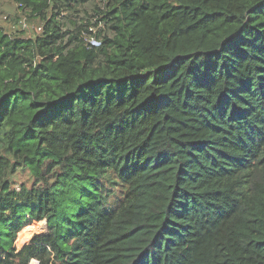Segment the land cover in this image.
Wrapping results in <instances>:
<instances>
[{
  "label": "trees",
  "instance_id": "obj_1",
  "mask_svg": "<svg viewBox=\"0 0 264 264\" xmlns=\"http://www.w3.org/2000/svg\"><path fill=\"white\" fill-rule=\"evenodd\" d=\"M2 1L0 264H264V0Z\"/></svg>",
  "mask_w": 264,
  "mask_h": 264
},
{
  "label": "rangeland",
  "instance_id": "obj_2",
  "mask_svg": "<svg viewBox=\"0 0 264 264\" xmlns=\"http://www.w3.org/2000/svg\"><path fill=\"white\" fill-rule=\"evenodd\" d=\"M87 11L88 13H90L91 6L89 5L87 6ZM81 16L82 15H80V17ZM0 26L5 27L6 30L8 31L9 30L13 32L16 30L22 31L24 37H34L38 35L41 31V24L39 23L38 20L31 21L27 19L26 15L21 10H19L16 5L4 1L0 3ZM15 180L18 184L20 182H24L28 186L32 182L29 175H27V172H23V171H19L17 177H15ZM42 228L43 226L38 225L37 223H33V228L29 233V239L32 234L39 233V231L42 230ZM14 247L17 248L18 250V245L16 244V241L14 243Z\"/></svg>",
  "mask_w": 264,
  "mask_h": 264
}]
</instances>
